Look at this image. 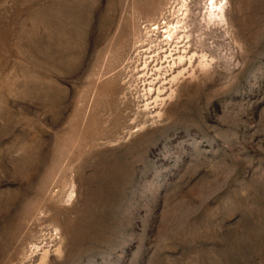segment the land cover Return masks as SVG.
<instances>
[{"label": "rangeland", "instance_id": "rangeland-1", "mask_svg": "<svg viewBox=\"0 0 264 264\" xmlns=\"http://www.w3.org/2000/svg\"><path fill=\"white\" fill-rule=\"evenodd\" d=\"M0 264H264V0H0Z\"/></svg>", "mask_w": 264, "mask_h": 264}, {"label": "bare ground", "instance_id": "bare-ground-1", "mask_svg": "<svg viewBox=\"0 0 264 264\" xmlns=\"http://www.w3.org/2000/svg\"><path fill=\"white\" fill-rule=\"evenodd\" d=\"M172 32H173V28H171V29L169 30V32H166V34H167L168 36H170V35L172 34Z\"/></svg>", "mask_w": 264, "mask_h": 264}]
</instances>
